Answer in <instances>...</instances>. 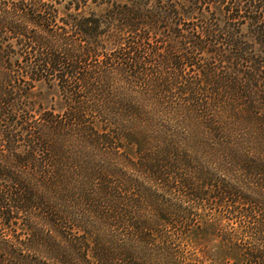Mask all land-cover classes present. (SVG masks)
<instances>
[{"label": "trees", "instance_id": "trees-1", "mask_svg": "<svg viewBox=\"0 0 264 264\" xmlns=\"http://www.w3.org/2000/svg\"><path fill=\"white\" fill-rule=\"evenodd\" d=\"M0 264H264V0H0Z\"/></svg>", "mask_w": 264, "mask_h": 264}, {"label": "rangeland", "instance_id": "rangeland-1", "mask_svg": "<svg viewBox=\"0 0 264 264\" xmlns=\"http://www.w3.org/2000/svg\"><path fill=\"white\" fill-rule=\"evenodd\" d=\"M121 1H123V0H121ZM93 11H95V13H97V14H100L102 12L101 9H97V8H93Z\"/></svg>", "mask_w": 264, "mask_h": 264}]
</instances>
